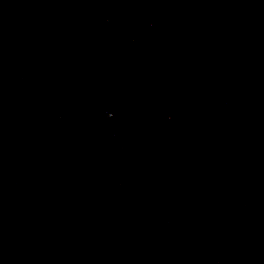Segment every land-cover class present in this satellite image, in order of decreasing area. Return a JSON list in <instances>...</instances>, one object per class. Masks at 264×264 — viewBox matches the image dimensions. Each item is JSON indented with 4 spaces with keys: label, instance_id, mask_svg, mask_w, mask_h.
<instances>
[{
    "label": "water",
    "instance_id": "water-1",
    "mask_svg": "<svg viewBox=\"0 0 264 264\" xmlns=\"http://www.w3.org/2000/svg\"><path fill=\"white\" fill-rule=\"evenodd\" d=\"M0 264H264V0H0Z\"/></svg>",
    "mask_w": 264,
    "mask_h": 264
}]
</instances>
